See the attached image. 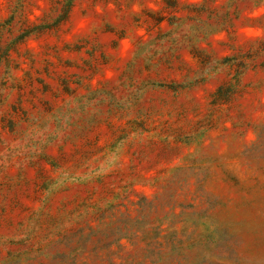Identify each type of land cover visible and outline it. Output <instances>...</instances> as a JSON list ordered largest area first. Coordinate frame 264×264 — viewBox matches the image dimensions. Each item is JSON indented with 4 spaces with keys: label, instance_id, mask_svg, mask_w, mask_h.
<instances>
[{
    "label": "rangeland",
    "instance_id": "374dc122",
    "mask_svg": "<svg viewBox=\"0 0 264 264\" xmlns=\"http://www.w3.org/2000/svg\"><path fill=\"white\" fill-rule=\"evenodd\" d=\"M0 264H264V0H0Z\"/></svg>",
    "mask_w": 264,
    "mask_h": 264
}]
</instances>
